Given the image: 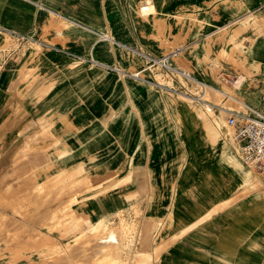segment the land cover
Returning <instances> with one entry per match:
<instances>
[{
	"label": "rangeland",
	"instance_id": "obj_1",
	"mask_svg": "<svg viewBox=\"0 0 264 264\" xmlns=\"http://www.w3.org/2000/svg\"><path fill=\"white\" fill-rule=\"evenodd\" d=\"M137 10L144 19L142 14L155 8L151 0H138ZM263 19L261 11L241 16L224 38L227 45L215 51L170 54L187 73L190 63L211 66L198 70L204 79L200 81L217 89H207L208 105L181 96L202 91L201 86L171 68L152 65L127 46L122 47L119 64L84 69L79 63L78 72L87 78L80 81L79 75L78 83L59 93L52 72L46 76L39 67L10 85L5 91L10 95L0 100V210H12L0 212V264H146L143 258L152 248L155 225L147 221L150 212L142 185L132 195L129 187L145 168L178 170L187 156L183 132L188 128H198L205 137H198L200 141L215 142V132L207 124L215 126L221 115L223 136L243 167L234 151L237 142L227 125L228 113L221 109L258 106L264 89ZM17 45L9 39L5 49ZM24 45L38 47L32 42ZM161 79L172 89L158 84ZM181 108L193 111L202 125L192 117L181 118ZM244 169L264 190L262 177ZM114 204L121 205L115 214ZM98 205L110 213L102 216ZM68 254L78 257L63 260ZM259 259L264 264V255Z\"/></svg>",
	"mask_w": 264,
	"mask_h": 264
},
{
	"label": "crops",
	"instance_id": "obj_2",
	"mask_svg": "<svg viewBox=\"0 0 264 264\" xmlns=\"http://www.w3.org/2000/svg\"><path fill=\"white\" fill-rule=\"evenodd\" d=\"M151 1L155 10L142 14L143 19L138 0H0V86L4 88L0 100H6L10 94L5 91L20 83L30 68L39 67L46 76L52 72L59 93L78 83L79 75L80 81L87 78L78 72L80 65L88 69L119 64L124 46L147 59L168 56L172 61L170 54L175 51L200 55L227 45L224 38L241 16L252 10L264 15V0ZM9 39L18 44L11 51L5 49ZM25 42L38 47L25 49ZM187 67L203 82L198 70L211 68L195 62ZM199 133L197 127L183 132L187 156L178 170L145 168L135 186L129 187L132 195L142 185L150 212L147 221L155 225L148 240L152 248L143 260L146 264H259L264 255V190L239 161L244 168L233 164L228 179L233 185L225 193L220 183L227 162H222L220 148L212 151L211 144L199 140ZM132 207L130 203L129 211ZM109 211L100 210L102 216ZM120 211L121 205L114 204L112 213ZM53 238L65 242L60 236ZM77 257L68 254L62 259Z\"/></svg>",
	"mask_w": 264,
	"mask_h": 264
},
{
	"label": "built area",
	"instance_id": "obj_3",
	"mask_svg": "<svg viewBox=\"0 0 264 264\" xmlns=\"http://www.w3.org/2000/svg\"><path fill=\"white\" fill-rule=\"evenodd\" d=\"M149 63L168 67L169 62L166 59L154 58L149 59ZM227 112V123L233 129L237 142L235 148L237 158L264 180V89L257 108L247 110L228 108Z\"/></svg>",
	"mask_w": 264,
	"mask_h": 264
},
{
	"label": "bare ground",
	"instance_id": "obj_4",
	"mask_svg": "<svg viewBox=\"0 0 264 264\" xmlns=\"http://www.w3.org/2000/svg\"><path fill=\"white\" fill-rule=\"evenodd\" d=\"M261 18V17H260ZM263 18V17H262ZM257 19V18H256ZM241 20V19H240ZM261 20V19H260ZM264 20V19H263ZM245 22H246V20H245ZM234 27V26H233ZM229 28V27H228ZM235 29H237V28H235ZM226 32V31H225ZM227 34V33H226ZM105 38H106V35H105ZM6 42V41H5ZM36 48V47H35ZM41 52V51H40ZM166 59V61L168 60V67L169 68H171V69H173L174 71H176V72H178L180 75H182V76H184L186 79H188V81L191 83V84H193V85H195V84H198L199 86H201V88H202V91H198V92H195V93H193V92H191L190 93V91L188 92H182L183 94L181 95L182 97H184V98H187V99H190V100H192V99H196V100H202L206 105H208V102L206 101V99H204V97H205V95H206V91H207V89L208 88H211L212 90H217L215 87H213V86H210V87H208V86H205L204 84H203V82L202 81H200V80H198L197 78H195V77H193V76H191L189 73H186L185 71H182V70H180L175 64H174V62H172L170 59H169V57L168 56H166L165 58L163 57L162 58V60H165ZM31 60V59H30ZM29 63V62H28ZM133 74V73H132ZM141 74V73H140ZM157 74V73H156ZM136 75H137V73H136ZM162 77V76H161ZM168 77V76H167ZM164 78V77H163ZM183 78V77H182ZM164 82L165 81H163V79H161V80H159L158 81V84H160V85H163V86H166V87H168V88H171L172 89V87L171 86H169V85H165L164 84ZM187 82V81H186ZM146 83V82H145ZM188 83V82H187ZM151 84V83H150ZM189 85V84H188ZM186 86V85H185ZM193 87V86H192ZM197 87V86H196ZM155 88V87H154ZM188 90V89H187ZM195 90V89H194ZM193 90V91H194ZM183 98V99H184ZM193 106V105H192ZM225 107V106H224ZM222 111H223V113H228L227 112V110H228V108H225V109H221ZM198 111V110H197ZM200 113V112H199ZM179 114H180V116H181V118H184V117H186V118H189V117H192V118H194L195 119V121H197V123H199L200 125H202V123H201V121H200V119H199V117L192 111H187V110H185L184 108H181L180 109V112H179ZM206 119H207V116H206ZM205 118H204V120H206ZM199 120V121H198ZM209 120V119H208ZM216 122H215V126H211V125H209L208 126V124H207V129H209V130H213L215 133L213 134L214 136H215V142L213 141L212 143L210 142V144H211V146H213V149H215V148H220V151H221V160H223L222 162H227L226 164H227V167H226V169H225V171H224V175H223V180H222V183H220V185L221 186H225L226 188H227V190L229 191L230 190V188H231V186L233 185V183L231 182L230 183V181L228 180L229 179V177H232V171H231V168H232V166H233V164L234 163H236L237 164V162H236V159L234 158V156H231V155H229L228 153H227V151L229 150V145H228V143H227V141H226V139H225V137L223 136V132L221 131V129H222V127L224 126V118H223V115H221V116H218L216 119ZM214 120V121H215ZM206 123H208V122H206ZM205 123V124H206ZM214 123V122H213ZM228 125V124H227ZM32 126V125H31ZM229 126V125H228ZM230 127V126H229ZM8 128V127H7ZM205 128V127H204ZM212 132V131H211ZM199 138H202V139H205V137H204V135L203 134H201V133H199ZM209 141V140H208ZM229 152V151H228ZM32 154V153H31ZM34 154V153H33ZM225 159L227 160V161H225ZM241 162V161H240ZM2 173V172H1ZM63 175V174H62ZM58 176V175H57ZM52 177V176H51ZM54 177V176H53ZM55 178V177H54ZM61 178V177H60ZM111 178H114V176L113 177H111ZM52 179V178H51ZM50 180V179H49ZM84 180V179H83ZM112 180V179H111ZM82 181V180H81ZM107 180H105L104 182H106ZM97 182V181H96ZM249 182V181H248ZM69 184V183H68ZM100 184V183H99ZM97 185V184H96ZM98 186H100V185H98ZM101 186H102V184H101ZM111 186V185H110ZM96 187V186H95ZM58 188V187H57ZM60 188H61V186H60ZM70 188V187H69ZM91 188V187H90ZM100 188V187H99ZM105 188V187H104ZM63 189V188H62ZM246 192V191H245ZM244 192V193H245ZM248 193V192H247ZM95 195V194H94ZM25 213V212H24ZM68 214V213H67ZM31 217V216H30ZM115 260V259H114ZM29 264V263H28Z\"/></svg>",
	"mask_w": 264,
	"mask_h": 264
}]
</instances>
